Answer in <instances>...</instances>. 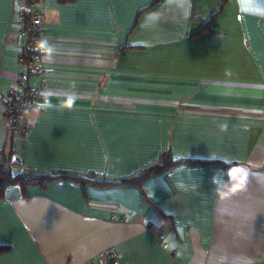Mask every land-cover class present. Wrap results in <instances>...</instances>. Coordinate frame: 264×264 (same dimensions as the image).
<instances>
[{
	"label": "crops",
	"instance_id": "0c3cea01",
	"mask_svg": "<svg viewBox=\"0 0 264 264\" xmlns=\"http://www.w3.org/2000/svg\"><path fill=\"white\" fill-rule=\"evenodd\" d=\"M42 3L43 82L20 61L21 14L35 9L0 0L10 171L119 183L164 155L202 163L143 189L66 177L9 186L0 264H97L109 248L119 264H264V0ZM20 75L43 90L26 134L6 116Z\"/></svg>",
	"mask_w": 264,
	"mask_h": 264
},
{
	"label": "built area",
	"instance_id": "2783aa9c",
	"mask_svg": "<svg viewBox=\"0 0 264 264\" xmlns=\"http://www.w3.org/2000/svg\"><path fill=\"white\" fill-rule=\"evenodd\" d=\"M42 5L43 3L30 5L31 9L35 10L29 12L31 20L28 23H26L23 13L21 14V35L27 38L26 49L32 53L33 63L28 73L40 77L43 82L46 70L42 62L45 53L42 37L46 17L43 11L38 9ZM24 81L25 76L20 75L17 79L18 85L13 87L5 97L6 116L10 129L17 134H26L29 131L28 115L32 109L40 108L42 103V86L40 88L24 87ZM115 218V216L112 217L113 220ZM119 259V253L115 249L109 248L99 253L97 264H119Z\"/></svg>",
	"mask_w": 264,
	"mask_h": 264
},
{
	"label": "trees",
	"instance_id": "16d2710c",
	"mask_svg": "<svg viewBox=\"0 0 264 264\" xmlns=\"http://www.w3.org/2000/svg\"><path fill=\"white\" fill-rule=\"evenodd\" d=\"M43 0H26V6H30L32 4H39L42 3ZM216 15V14H215ZM214 15V16H215ZM23 16L25 18L26 23L30 22L31 15L27 10L23 11ZM211 21L208 23L210 24ZM207 24V25H208ZM206 30H208V26L205 27L204 30L201 31V33H204ZM22 54L20 55V61L23 65L27 67L29 70L32 66V53H29L26 49V46L23 48ZM2 156V155H0ZM198 163L202 162H193V161H187V162H176L174 161L170 155H164L161 160H159L158 163H154L152 165H149L144 169L143 172L137 173L136 175H132L129 178L123 179L119 183H111V182H100L96 180H86L82 179L80 177H75L71 175H63L62 173L59 174L56 177H45V176H39L35 175L31 172L23 173V174H13L10 171L9 165L11 162H7V160L3 157L0 158V200L3 199L6 189L9 186L21 184L23 186H27L30 184H34L37 180L39 181H45V180H52L57 178H70L74 179L75 181L80 182L83 185H92L95 187H115L119 185L123 186H138L140 189H143L144 183L147 180L148 177L154 174H158L160 172L164 171H171L172 169L181 166L183 164L185 165H196ZM7 250V247H0V253Z\"/></svg>",
	"mask_w": 264,
	"mask_h": 264
}]
</instances>
